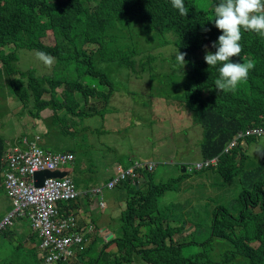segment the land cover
Returning <instances> with one entry per match:
<instances>
[{"label":"trees","instance_id":"obj_1","mask_svg":"<svg viewBox=\"0 0 264 264\" xmlns=\"http://www.w3.org/2000/svg\"><path fill=\"white\" fill-rule=\"evenodd\" d=\"M184 2L189 8L186 17L172 7L171 0H0V83L7 85L21 104L27 105L32 100L33 107L38 110L51 109L53 119L62 124V130L54 129L59 136L69 138L67 134L70 132L64 130L65 123L68 125L75 118L81 121L104 112L101 108L91 109V104L85 108L90 98H102L106 104L105 99H109L112 92L125 91L115 89L116 78L107 74V66L115 65L125 71L128 88L136 92L133 99H139L135 103L139 104L143 115L130 126L138 124L149 132L147 114L158 122H165V116L174 113L169 110L171 107L188 120L186 134L189 131L196 134L198 126L202 128L196 159L220 155L215 168L196 170L193 162L187 163V167L181 164L180 167L185 168L181 175L189 169L201 172L198 177H208L199 184L211 188L210 201L215 202H227L229 198L226 191L213 187V172L219 174L224 184H231L229 188H236V184L232 183H239L237 198L213 209L209 235L200 241H190L186 240L183 230L192 231V224L185 228L184 222L173 226L161 210L158 197L176 188L171 187V180H155L158 162L150 156L151 152L137 153L126 159L117 158L113 166L127 167L135 161L141 163L135 168L139 174L137 184L126 180L122 186H117L123 210L117 217L119 222L111 229L113 237L87 261L82 256L87 249L79 250L78 259L82 264H134L135 257L144 264H264V157L257 154L254 164L252 161L256 157H250L242 149V139L232 150L224 151L239 131L264 127V38L254 32L243 33L240 42L243 52L240 57H232L230 62L251 60L255 67L248 80L237 90L219 92L215 88L219 65L208 68L204 60L205 46L214 54L216 48L212 44L222 34L211 20L219 0ZM132 25L148 34L149 38L158 39V47L138 49L134 44L126 43L125 38L132 35ZM48 36L53 37L52 44L43 41ZM9 46L12 50L6 51ZM23 48L55 57L58 73L38 77L30 68L20 69L17 52ZM172 48L175 52L179 49L187 53L185 60L188 63L183 69L176 63V53L171 52ZM84 76L108 91L100 92L83 84L79 79ZM143 78L146 81L140 85L139 80ZM135 81L139 85H134ZM101 84L109 87L104 88ZM60 86L63 88L58 93ZM144 87L149 93L143 92ZM45 93L49 95L47 100L42 99ZM76 93L83 96L84 105L79 104ZM154 94L166 103V112H159L165 116L152 109ZM178 107H182L179 112ZM58 110L62 112L61 116ZM177 132L182 138H188L182 130ZM255 136L248 134L247 143L256 144L262 138ZM192 142L193 139L186 145H192ZM182 146L177 144L175 151H181ZM5 148L6 140L0 135L2 191ZM161 149L169 153L172 151L170 145ZM65 151L74 150L69 148ZM190 155L192 149L189 155H181L179 159ZM148 163H154V167H145ZM71 203L77 209L80 206L78 199ZM59 209L63 214H71L66 213L68 209L64 205ZM19 218L29 221L27 214L15 216L3 228V236L8 232L18 249L24 247L15 236ZM29 229L33 239L37 232L30 225ZM189 244L197 248L194 251L185 250ZM111 245L114 250H108ZM27 252L32 255L31 264H42L34 249ZM6 259L3 258L0 264H28L24 262V257Z\"/></svg>","mask_w":264,"mask_h":264},{"label":"rangeland","instance_id":"obj_2","mask_svg":"<svg viewBox=\"0 0 264 264\" xmlns=\"http://www.w3.org/2000/svg\"><path fill=\"white\" fill-rule=\"evenodd\" d=\"M132 35L129 38H125V42L128 44H134L138 49L143 47H151L154 49L158 47V39L149 38L148 34L142 33L141 29L136 25L131 26ZM46 43H53V37L48 36L43 38ZM148 49V50H149ZM12 50L9 46L6 51ZM171 52L175 54L174 48ZM19 60L17 65L20 69H32L35 71V75L38 77L49 76L54 73H58L56 69V60L51 68H47L44 64L36 58V50L19 49ZM122 72H120L119 70ZM107 74H113L115 80V89L122 90L124 92H112L109 99L103 101L102 98H90V102L85 105L91 104V109H103L104 112L99 115H93L91 117H85L84 119H74L69 121L64 130L70 132L69 136L63 139V136H59L54 129H61L60 122L53 120L51 109L38 110L33 107L32 100L23 105L19 102L18 98L14 96L9 87L3 86L0 83V135L4 137L7 142V148H13L15 146H22L20 143L23 134L38 135L41 138L42 146L51 152H63L72 148L75 155L74 164L66 167L69 175L72 177L73 182L78 191L89 192L90 199L96 209L94 211L93 224L95 230L104 228L103 226L111 227L117 224L119 220L117 217L123 210V203L120 201L119 189L122 183L115 189H108L106 186L100 188V192H95L96 186H101L99 183H106L109 177L112 175V169L117 158L133 157L137 153H144L150 151V156L158 162L155 168V180L167 181L171 180V187L176 188L172 191H165L158 197V203L161 204V210L165 216L170 218L171 225H179L178 222L189 221L192 224L193 230L190 234H187L186 240L200 241L209 235L213 209L220 204H228L233 202L238 196L239 183L236 184V188H229L231 184H224L219 174L213 172L214 179L213 187L215 189H222L226 191V196L229 198L227 202L222 201H210L211 188L206 184H199L208 177L199 171H189L181 175L183 163L194 162L197 158V146L200 144L202 137V128L198 126V132L189 131L186 134L185 128L187 127L188 120L184 115L176 113L175 109L169 108L174 113L167 114L159 113L161 111L166 112V103L155 96L152 109L154 112L164 115L165 122H158L156 118L148 115L149 132L144 130V126L135 124L143 115L140 112V106L135 103L139 99L134 101L136 92L133 89H129L127 85V78H125V71L123 68L116 67L115 65H108L106 68ZM83 84H88L90 87L97 88L98 91H108L103 89L95 80H91L86 76L79 79ZM140 85L145 83L146 79L139 80ZM134 85L138 84L137 81L133 82ZM104 88H108L109 85L101 84ZM139 85V84H138ZM141 87V86H140ZM62 86L59 87L62 91ZM143 88L144 93H149ZM166 89V88H165ZM154 92L153 90H151ZM162 95H166L161 92ZM76 99L80 102V105H84L85 100L79 93L75 94ZM42 99H49L48 94H43ZM132 100L134 103H132ZM182 110V107H178ZM32 111V112H30ZM61 116L62 112L57 111ZM178 129L182 130L186 137L182 138V135H178ZM77 132V133H76ZM199 137V139H198ZM193 139L192 145H186L188 141ZM177 144L184 145L181 151H175ZM264 144V138H261L256 144H248L242 142V149L246 150L250 157H256L252 162H257V153L251 155V151L254 146ZM171 146V153L168 150H159L162 146ZM192 149V155L179 159L181 155H189ZM66 152V151H65ZM162 157H160V155ZM174 155V156H173ZM176 155V156H175ZM162 160H167L169 163H161ZM160 162V163H159ZM197 176V177H195ZM179 178V179H178ZM178 179V180H174ZM86 201L85 196H83ZM78 199L80 202L82 199ZM103 200L107 206L104 209L99 208V201ZM12 209L11 200L7 194L0 190V221L4 214ZM188 223H185V226ZM4 230L0 232V254L4 251L10 259L19 260L24 257V262L28 264L32 263V255L29 252L24 251L22 247L18 249L13 239L9 238L7 232L6 236H3ZM107 233V232H106ZM109 237V235L107 236ZM107 238L103 236L99 240L95 241L92 245L87 244V252L97 251L103 246L104 241ZM85 247V246H84ZM197 247L195 245H186L185 250L194 251ZM108 250H114L111 245ZM94 254V253H93ZM134 264H144L138 257H135Z\"/></svg>","mask_w":264,"mask_h":264},{"label":"clouds","instance_id":"obj_3","mask_svg":"<svg viewBox=\"0 0 264 264\" xmlns=\"http://www.w3.org/2000/svg\"><path fill=\"white\" fill-rule=\"evenodd\" d=\"M171 5L173 8L178 10V12L181 16H184V17L187 16V14L189 12V8L185 6L184 0H171ZM211 20H214L215 27L217 29H219L222 32V34L218 37V40L212 44V47L216 48V52L214 54L210 51H207V46H205L204 60H205L206 64L208 65V68L216 67L219 65V68H218L219 78L215 80V88L219 92H221V91L225 92V93L234 92L235 90H237V88L240 84H242L248 80L249 74L254 69L255 64L251 60H248L247 62H242V63H240V62L234 63V62H230V61H231L232 57H240L241 53L243 52V46L240 42L242 40L244 32H254L258 36L264 38V0H219V3H217L214 7L213 18ZM205 31H207V29H205ZM186 55H187V53H182L179 51V49L177 50V52L175 54L176 63L178 65H180L182 69L185 67L186 63H188L185 60ZM36 58L39 61H41L44 64V66L47 68H51L55 63V57H53V56H51L45 52H42V51H37ZM41 77H43V76H41ZM44 77H46V76H44ZM60 92L61 91L59 89L58 93H60ZM45 94H47V93H45ZM56 122H58V121H56ZM252 129L264 130V127H252L249 130H252ZM248 134H255V133H250V132L247 133V132H245V130L239 131L238 134L235 137H233L227 143L224 151L232 150V148L235 147L239 143L240 139H242V142L243 141L247 142ZM255 137L264 138V133H262L260 135L256 134ZM7 142L9 143V140H6V144H7ZM233 142H234V144L230 146V144ZM20 143L22 144V146H15L13 148H7L6 147L4 155L2 157V162H3V171H2L3 191L7 194V196L11 200V204H12V199L8 195V193L6 192L5 185H4V178H5V174H6V170H5V168H6V154L12 152L15 149L23 150L29 144H32V143H34L36 146H38L39 148L43 149L46 152L58 154V153L46 150L42 146L41 138L38 135L32 136V134H23L21 137ZM248 144H251V143H248ZM61 153L72 154L73 161H71L69 164H67V166L74 164V160H75L74 153L67 152V151L61 152ZM254 153H257V154H259V156L264 157V144L254 146L250 154L254 155ZM219 156H215V157H211V158H204L201 160H196V162H193V168H195L196 170H202L205 168H207V169L208 168H215L218 166ZM183 164H186V167H187L186 162ZM67 166H65L64 170H46V171L38 172V173H36V175L44 174L45 172L53 173L55 171H57L59 173L64 172L65 175H67V174H69V172L66 170ZM182 171H185V168L183 166H182ZM36 175L33 178L34 185H35ZM53 177H57V176L53 175ZM45 178H49V177H44L43 179H45ZM113 178H111V179H113ZM124 181H126V180H124ZM122 182L123 181H121L120 183H122ZM106 183H103L101 186H98L96 189H100V188L104 187L103 185ZM120 183L117 184L113 189H115L118 185H120ZM130 183H132V182H130ZM132 184H137V181H136V183H132ZM75 188H76V186H75ZM96 189H94V191ZM76 191H77V195L74 198H72L70 200L58 201L56 203V207H55L57 209L56 219H67L65 217V214L61 213V211L59 209V207H60L59 205H61V204L65 205V203H69L75 199H79L81 197V195L78 192L77 188H76ZM82 195H86V194H82ZM98 205H99V203H98ZM105 207H106V203H105L104 207L99 206V208H101V209H104ZM12 209H13V205H12ZM12 209L9 212H7L6 214H4L0 223L2 222V220L4 219V217L7 214L12 212ZM32 209H33L32 207H29L25 210H28V211L30 210V212H31ZM26 214L28 215V213H26ZM26 214L25 213L14 214L11 216V218L15 217V216L23 217ZM28 217H29V215H28ZM88 217H91V215L89 214ZM28 219H29V224H30V222H31L30 218H28ZM79 220L85 221V219H80V217H79ZM10 222H11V219H10ZM171 222H172V220L170 221V223ZM178 223H180L179 225H181L183 222H178ZM185 223H186V221H184V223H183L184 228L188 227L190 225V223L187 222L188 224L185 226ZM77 224H79L78 219L75 220V225H77ZM179 225H176V226H179ZM173 226H175V225H173ZM4 227H5V225H3V227L0 228V232L2 231V229ZM30 227L32 230H34L33 227L31 226V224H30ZM34 231L37 232L38 243L34 244L32 246V248H30V249L37 248L36 253L38 254L40 262L42 264H47L46 263V254L43 251V249H41V247H40V240L42 239L41 238L42 236L38 233V231H36V230H34ZM190 232H191V230H189V229L183 230V234L186 237H187V234H190ZM102 233L104 236L106 232H102ZM112 237H113V234L110 233L108 239L105 242L110 240ZM84 239H85V241L82 244L76 246L73 257L68 258V259H59V260L53 261V262L48 263V264H60V263H63V264H82L79 262L78 252H79V250H81L83 248L86 249V245L88 244V240L85 237H84ZM101 248H102V244H101ZM100 249H98L96 252L95 251H93V252L95 254H97L100 251Z\"/></svg>","mask_w":264,"mask_h":264},{"label":"built area","instance_id":"obj_4","mask_svg":"<svg viewBox=\"0 0 264 264\" xmlns=\"http://www.w3.org/2000/svg\"><path fill=\"white\" fill-rule=\"evenodd\" d=\"M262 134V129L248 130L247 133ZM233 143L230 144L233 145ZM73 161L70 153H50L29 144L25 149H15L6 154V174L4 185L6 192L12 199V212L7 214L0 228L11 223V216L18 213H28L30 224L42 236L40 247L46 254V263L59 259L73 257L76 246L85 239L83 234L72 231L74 219H56L58 201L70 200L77 195L72 177L67 174L63 177H49L42 180L39 186L34 185L33 178L38 172L46 170H64L65 166ZM141 166L137 161L127 167L114 166L115 176L103 186L113 189L121 181L127 180L136 183L139 174L135 168ZM145 167L151 169L154 163ZM100 192V189H96ZM99 206L105 203L100 200ZM32 207V211L25 210ZM25 210V211H24ZM28 211V212H27Z\"/></svg>","mask_w":264,"mask_h":264},{"label":"crops","instance_id":"obj_5","mask_svg":"<svg viewBox=\"0 0 264 264\" xmlns=\"http://www.w3.org/2000/svg\"><path fill=\"white\" fill-rule=\"evenodd\" d=\"M115 176V172H114V167L112 169V175L109 177L108 181L113 178ZM107 182V181H106ZM105 183V182H104ZM103 184L102 182L99 183ZM98 186H96L94 189H96ZM81 195V197L83 198V196H85L86 201L84 200V198L80 201V206L77 209V207L75 205H72L73 203L69 202V203H65L64 206H66V208L68 209V212H71V214L67 215L65 214V217L67 219H74L77 220L78 219V223L77 225L74 226V228L72 229V231H76L79 234H83L84 237L88 240V244L92 245L95 241L99 240L100 238H102V232H107L105 233L104 237H106L108 239V235L110 233H112V228L114 227V225H112L111 227H109V225L107 226H103L104 228L95 230V226L93 224V219H94V211L96 210L94 208V205L90 199V194L89 192H81L78 191ZM82 194H86V195H82ZM80 199V198H79ZM59 206H63L62 204ZM107 206V204H106ZM106 208V207H105ZM91 215V217H88V215ZM80 219H85V221L83 220H79ZM29 221L24 218H19L16 221V232H15V236L17 239H19L24 247V251H29L30 248H32V246L36 243H38V238L37 236L34 237L33 239L30 238L31 235V231L29 229ZM98 242V241H97ZM105 242V241H104ZM96 243V242H95ZM35 252L37 251V248L34 249ZM94 252H90V251H86L85 253L82 254L83 259L85 261H87L89 258L95 256L96 254ZM3 258H7L10 259L8 255H6L5 251L3 254H0V262H3ZM6 259V260H7ZM80 259V258H79ZM4 260V262L6 261ZM12 260V259H10Z\"/></svg>","mask_w":264,"mask_h":264},{"label":"water","instance_id":"obj_6","mask_svg":"<svg viewBox=\"0 0 264 264\" xmlns=\"http://www.w3.org/2000/svg\"><path fill=\"white\" fill-rule=\"evenodd\" d=\"M53 175L57 176V177H63L65 175V173L64 172L63 173H59V172L55 171L53 173L45 172L44 174L36 175V177H35V185L39 186V184L42 182L44 177H53Z\"/></svg>","mask_w":264,"mask_h":264}]
</instances>
